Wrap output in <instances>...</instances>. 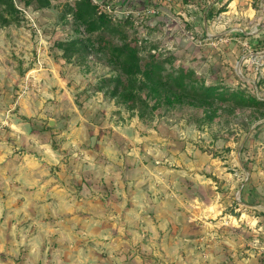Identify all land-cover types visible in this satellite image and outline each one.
Returning <instances> with one entry per match:
<instances>
[{"label":"rangeland","instance_id":"374dc122","mask_svg":"<svg viewBox=\"0 0 264 264\" xmlns=\"http://www.w3.org/2000/svg\"><path fill=\"white\" fill-rule=\"evenodd\" d=\"M9 1L0 264H264V107L139 74L134 108L106 81L120 44L142 65L264 100V0H107L135 14L101 45L83 0Z\"/></svg>","mask_w":264,"mask_h":264},{"label":"trees","instance_id":"16d2710c","mask_svg":"<svg viewBox=\"0 0 264 264\" xmlns=\"http://www.w3.org/2000/svg\"><path fill=\"white\" fill-rule=\"evenodd\" d=\"M41 3L47 5L49 0H40ZM84 6L81 7V17L88 21L89 24L100 23L103 27V32L97 36L94 41L101 45L106 39V32L112 33L114 27L111 26L113 21L106 14H99L98 8L91 0H83ZM8 6L13 3L10 0ZM109 47V60L114 70L115 75L108 77V84H112L113 94L121 95L122 98L128 101L134 108H143L144 100L137 91H141V84H137V77L142 74L145 78L150 79L154 83H162L164 86L179 90L182 95L190 98L200 99L205 101L208 98L217 102L235 101L237 104H245L247 106L264 107V100L259 99L255 95L247 93L245 90L231 91L222 85L210 84L205 85L204 82H199L193 79V73H164L163 68L159 64L149 62L142 65L139 62L138 51L135 49H127L126 45L114 44ZM155 88V86H154ZM180 97V96H177Z\"/></svg>","mask_w":264,"mask_h":264},{"label":"built area","instance_id":"2783aa9c","mask_svg":"<svg viewBox=\"0 0 264 264\" xmlns=\"http://www.w3.org/2000/svg\"><path fill=\"white\" fill-rule=\"evenodd\" d=\"M91 2L98 8L99 14H106L112 21L126 20L135 14V11L131 9H118L112 2H108L107 0H91Z\"/></svg>","mask_w":264,"mask_h":264},{"label":"water","instance_id":"95a60500","mask_svg":"<svg viewBox=\"0 0 264 264\" xmlns=\"http://www.w3.org/2000/svg\"><path fill=\"white\" fill-rule=\"evenodd\" d=\"M240 64L241 62L238 63V71L240 72ZM241 73V72H240ZM53 123V121H51V124Z\"/></svg>","mask_w":264,"mask_h":264},{"label":"crops","instance_id":"0c3cea01","mask_svg":"<svg viewBox=\"0 0 264 264\" xmlns=\"http://www.w3.org/2000/svg\"><path fill=\"white\" fill-rule=\"evenodd\" d=\"M188 1V0H187ZM215 1V0H214ZM225 1H228V0H225ZM231 1V0H230ZM233 1V0H232Z\"/></svg>","mask_w":264,"mask_h":264}]
</instances>
